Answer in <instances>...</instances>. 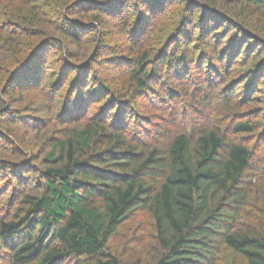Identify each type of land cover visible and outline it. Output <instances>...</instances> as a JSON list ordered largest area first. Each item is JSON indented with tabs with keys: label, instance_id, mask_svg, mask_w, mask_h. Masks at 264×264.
Returning a JSON list of instances; mask_svg holds the SVG:
<instances>
[{
	"label": "trees",
	"instance_id": "1",
	"mask_svg": "<svg viewBox=\"0 0 264 264\" xmlns=\"http://www.w3.org/2000/svg\"><path fill=\"white\" fill-rule=\"evenodd\" d=\"M223 2L217 8L212 0H185L186 17L169 22L181 33L177 54L165 46L156 53L148 44L170 0H0V200L11 194L0 215V264H135L122 262L107 244L137 207L154 222L158 252L149 264H203L220 245L247 264H264V190L257 193L258 217L242 221L254 147L227 133L258 132V118L234 117L226 132L218 126L181 132L163 146L140 132L129 138L126 130L141 114L135 96H146L154 78L165 71L185 79L195 31L215 60L207 62L208 75L222 84L246 66L233 86L242 84L245 100L264 103L258 95L264 34L247 23V14L264 11V0ZM225 4L242 10L229 13ZM190 9L198 11L195 22ZM114 32L131 42L128 55L110 41ZM118 60L131 67L116 72ZM49 83L38 115L27 113L36 105H17ZM54 99H61L56 113L46 103ZM55 118L76 124L31 163L26 125L39 130Z\"/></svg>",
	"mask_w": 264,
	"mask_h": 264
},
{
	"label": "rangeland",
	"instance_id": "2",
	"mask_svg": "<svg viewBox=\"0 0 264 264\" xmlns=\"http://www.w3.org/2000/svg\"><path fill=\"white\" fill-rule=\"evenodd\" d=\"M170 1L171 3L166 13L155 18V26L150 27L152 30L150 31L148 44L149 46L152 43L155 45L153 47L156 53L160 52L164 46L168 50L172 49L175 53H179L177 49L178 45L181 44L179 40H176V37L180 36V30H172L169 25L177 20L184 19L186 17L184 13L188 12V10H184L185 0ZM212 1L217 8L224 4L223 0ZM223 6L229 9V13H235L232 12L233 8L237 12L242 10L240 5L225 4ZM193 11L194 9H190V12L194 14L193 22H195L198 11ZM246 12L245 9L243 13ZM247 17L249 19L248 25L250 24V27H254L257 32L264 34V11L262 13L247 14ZM219 30L221 31V29ZM112 34L109 38L110 41L118 43V50L123 55H128V46L131 42L127 40L125 34L123 35L121 32ZM196 36L197 32L195 31L192 35V42H195L197 48L192 58L187 63H183L184 71H186L185 79L182 80L179 76H176V72L168 77L165 71L160 77L154 78L151 84L152 88L146 96H135L134 109H137L141 114L136 119L138 124H135L133 119H131L126 130L129 131V138H131L132 133L140 132L137 134L139 138L147 139L148 137L152 143L163 146L169 137L181 132L194 133L198 132L202 127L210 128L216 126L226 132L229 123H232L234 117H237L236 119L258 118L260 124L263 125L258 132L236 135L231 130L227 131L229 137L247 143L249 147H254L252 149L253 168L251 171L255 176L252 180V189L249 192L247 205L242 212V221L252 224L253 219L258 217V207L260 206V199L257 193L264 190V137L262 136L264 132V103L245 100L244 95L246 92L242 84L237 87L233 86L237 83L241 70L244 72L246 66L235 68L232 71V75L222 84L214 79L212 75H208L207 62L214 64L215 60L205 55L209 53L203 52L204 44L197 40ZM83 45L84 43L78 48H73V50H80L81 47L84 48ZM99 46L98 44V49L100 48ZM106 50L108 51V49L103 51ZM50 57L51 51L47 50L46 61H49ZM114 63H116V72L131 67V64L127 61L118 60ZM94 65L96 64L94 63ZM110 66L113 67V64H110ZM102 67L99 65L98 69H102ZM150 67L151 64L148 65L147 69H150ZM120 78L121 76L119 80ZM42 79V83H44V79L48 80V77L45 76ZM262 88L258 95L264 102V90ZM50 89L49 83L42 91L26 93L23 95L22 100H18L17 105H30L29 107L36 105L39 107L38 109L29 108L30 110L27 113L38 115V110L41 109L42 103H45L44 98L48 97L47 92H50ZM46 103L52 105L53 112L56 113L60 109L61 99H54L53 102L46 101ZM98 106V104L94 105L92 110L90 106L88 115L91 111L96 110ZM58 120L55 118V120L47 122V125L45 127L40 126L39 130L32 128L31 125H26L28 132L26 133L25 141L29 143V146L25 153L26 158L31 163H39L40 160L35 161L34 157L36 156L38 159L43 157L45 152L50 149L51 138L66 136L70 132L69 129L76 124H63L58 122ZM258 139L261 141L256 143L255 141ZM3 177L4 175H0L1 187L4 185L1 183ZM10 196V192L3 194L0 200V215L9 206ZM107 250L116 255L122 262L135 264H149L152 262L158 252V245L154 222L149 212L141 207L132 210L128 219L118 227L116 234L109 240ZM203 264L247 263L240 254L220 245L216 248L213 258L206 260Z\"/></svg>",
	"mask_w": 264,
	"mask_h": 264
}]
</instances>
